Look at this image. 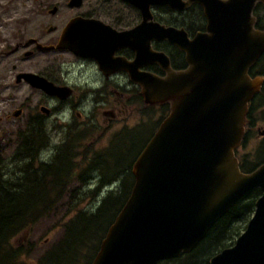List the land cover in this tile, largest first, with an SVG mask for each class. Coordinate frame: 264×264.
Segmentation results:
<instances>
[{"label": "water", "instance_id": "1", "mask_svg": "<svg viewBox=\"0 0 264 264\" xmlns=\"http://www.w3.org/2000/svg\"><path fill=\"white\" fill-rule=\"evenodd\" d=\"M125 1L140 7V37L133 39L132 28L116 38L135 50L138 65L155 62L164 74L124 68L139 85L143 103L168 105V112L132 160L130 192L89 264H156L189 253L253 188L260 195L244 229L207 264H264V162L242 172L234 154L244 133L247 102L261 84V77L251 78L247 71L264 50V29L254 27L253 13L264 0ZM191 2L202 7L206 19L205 31L191 39L183 29L152 21L151 4L182 8ZM75 20L90 21L71 19L57 46L71 48L68 28ZM152 38L184 52L186 67L172 68L164 52L150 49ZM40 79L49 94L63 91Z\"/></svg>", "mask_w": 264, "mask_h": 264}, {"label": "flooded vegetation", "instance_id": "2", "mask_svg": "<svg viewBox=\"0 0 264 264\" xmlns=\"http://www.w3.org/2000/svg\"><path fill=\"white\" fill-rule=\"evenodd\" d=\"M10 1L0 0V105L1 102L3 105L8 103L11 95H2L10 91L15 84L28 91L38 92L39 97L43 96L41 102V97H37L36 101H30L28 97L27 102L32 108H29V105L25 107L28 112L24 124L26 129L30 128L31 131L23 135L24 137L21 136V141L26 147L40 145L38 161L51 163L56 160L62 144L69 143L77 130L94 134L87 136L84 143L89 146L88 154L96 152L98 155L99 135L107 133L110 125L120 117L115 115L116 111L118 113L119 109L125 106L130 93H136L143 103L139 85L130 80L124 67H136L139 72L164 74L155 62L138 65L137 60L135 61V50L116 38L118 32L133 28V39L137 41L140 37V28L137 26L142 21L140 7L125 0H80L79 4L64 0L63 7H60L58 0H54L48 5L42 3L40 9L35 5L34 9L24 15L26 19L13 20ZM150 13L152 21L183 29L189 39L196 33L205 31L206 19L203 9L195 2L182 8L151 4ZM53 16L55 18H49ZM75 17L87 18L90 21H71L68 28L71 48L57 46L67 24ZM254 27L263 30L264 22L261 28L257 22ZM76 39H85V42L75 45L72 41ZM150 49L164 52L172 68L186 67L184 52L169 41L152 38ZM260 57L261 65L258 67ZM260 57L247 71L251 78L261 77V84L259 90L247 102L244 133L240 144L234 150L242 172H249L264 162V50ZM71 67L80 68L75 78L82 77L88 71L86 79L70 80ZM41 77L61 87L68 94L64 95L63 91L58 95L49 94L39 84H44ZM143 105L156 106L144 103ZM84 106L89 110L83 115L81 109ZM165 107L164 115L168 112V105ZM19 112L21 110L17 114ZM15 113L13 111L12 114ZM59 131H62L64 136L51 142L50 136ZM251 137L259 139V145L249 153L241 152ZM47 144L52 145V151L50 150V155L41 158L39 152ZM99 172L100 168L94 166L83 179L74 181L92 190L96 200L101 196L100 199L106 197L110 192H117L118 189L128 196L133 178L129 181L130 186L126 192L122 188L121 180H101ZM94 174L97 178L95 180L92 177Z\"/></svg>", "mask_w": 264, "mask_h": 264}, {"label": "trees", "instance_id": "3", "mask_svg": "<svg viewBox=\"0 0 264 264\" xmlns=\"http://www.w3.org/2000/svg\"><path fill=\"white\" fill-rule=\"evenodd\" d=\"M260 9H263L261 4H257L254 8L259 28L263 25ZM260 65L261 57L258 59V67ZM129 98L135 100L140 114L144 116L146 111L153 107L143 105L136 93H130ZM159 108L164 111L166 109L165 105H160ZM151 115L152 113L149 111L147 120ZM163 115L159 118L158 123ZM158 123L154 126H157ZM143 124L145 123L137 124V127L132 130H136ZM78 133L83 137L86 131ZM118 135L120 133L115 136L116 138L111 141L108 148L98 150V155L96 152L88 154V146L84 147L82 152L76 153L75 147L68 141L69 143L62 144L56 160H52L51 163L37 160L35 165L31 160L37 158L40 145L26 147L22 141L19 142V154L23 148L28 153L23 156L24 164L7 177H2L0 174V264H15L19 257V249L11 246V237L29 228L36 220L52 210L64 193L66 194L69 190L68 185L75 179L84 178L88 173V167L90 169L94 166L99 167L98 176L101 180H121L122 188L127 192L130 186L129 181H132L133 178L130 164L148 138L131 159H126L121 153L120 146H116L118 150L115 152L109 149L121 137H117ZM75 154L76 157L73 159ZM259 194L260 190L253 188L237 199L208 229L205 236L189 253L181 254L175 258L162 259L156 264H176L177 262L178 264H207L210 256L222 248L230 246L234 238L244 229L253 210L254 201ZM126 196L118 189L117 192H110L106 197L100 199L94 209L90 207L76 210L73 218L64 224L60 241L47 253L43 263L73 264L75 256L82 254V251H86L83 257H87L88 254L89 258L91 255L93 256L108 225L114 219ZM243 217H245V223L240 226L238 221ZM66 255L70 256L66 259ZM87 261L80 264H87Z\"/></svg>", "mask_w": 264, "mask_h": 264}, {"label": "rangeland", "instance_id": "4", "mask_svg": "<svg viewBox=\"0 0 264 264\" xmlns=\"http://www.w3.org/2000/svg\"><path fill=\"white\" fill-rule=\"evenodd\" d=\"M53 1L54 0H11V8L13 12L12 19H26L24 15L29 13L30 10L34 9L35 5H37L38 9H40L42 3L48 5L49 3H53ZM63 1L64 0H58L60 7H63ZM259 11L264 22V8L262 10L260 9ZM49 18L52 19L55 18V16ZM69 72L71 73L70 80L81 81L86 79L89 73L88 71H86L82 77L75 78V75L80 72V68L71 67ZM7 95H11L7 100L8 103L3 105L1 102L0 105V174L2 177L11 175L14 170L20 168L21 165L24 164L23 156L28 153H26L24 151L25 148H23V151L20 150L21 153L19 154L18 145L19 142H21V136L31 131L30 128L26 129L24 124L26 114L28 112V108L25 107L29 105V103L27 102L28 97L30 98V101H36V98L39 97V93L28 91L19 86V84H15L10 91L5 92L2 96ZM40 97L39 100L41 102L43 96L40 95ZM134 101L135 100H131L128 97L125 106L121 107L118 113L116 111L115 115H118L120 117L110 125L111 128L107 133H105L104 135H99V140L97 142V146L99 148H97V150L108 148L111 141L116 138L115 136L118 133H120V135H118L117 137H121L116 140L118 142L116 143L115 141L109 149L115 152L118 150L116 146H120L123 156L126 159H131L133 155L137 153V150L140 148V146H142L143 142L147 138H149L150 133L153 132L156 128L154 124L156 125L158 123L159 118L165 113V111L159 108L160 105H156L155 107H152L151 109L146 111V115L144 116L140 114L139 108ZM46 103L48 104L49 101L47 100ZM28 107L32 108L31 105H29ZM20 110L21 112H19L18 114L15 113V116L12 114L13 111L18 112ZM88 110L89 108L84 106L81 109V113L84 115V113L86 114ZM149 111H151L152 115L150 119L147 120ZM139 123L145 124L138 127L136 130H132L137 127L136 125ZM77 131L71 136L72 138L70 139L72 141L70 140V143H72L73 147H75L76 153H80L84 150V147L88 146L84 142L87 141L85 140L86 137L90 136L91 134L86 132L82 137ZM128 132L129 134H127ZM30 134L31 133H28V135ZM61 136H64V133L62 131H59V133L57 132L53 136H50L49 140L51 142H54L58 139V137ZM259 143V139L251 137L246 142V145L241 150V152L249 153L250 151L255 149L256 146L259 145ZM51 147L52 145H44L39 152L40 157L44 158L50 155L49 152L50 150L52 151ZM75 157L76 154L74 155L73 159H75ZM31 161L33 165L37 164V158ZM91 169L90 167H88L87 171ZM92 177L94 178V180L97 179L95 174L92 175ZM88 178L89 176L87 177V179ZM68 188L69 190L66 192V194L64 193L62 198L52 210L36 220L29 228H26L11 237V246L13 248L19 249V257H17V261L15 262V264H44V257H47V253H49L53 249V247L58 244L63 235L64 224L68 220L73 218L76 210H83L90 207H93L94 209L96 204H98L100 198L102 197L101 196L96 200L95 198H93V195L91 193L93 192L92 190L90 191L87 186L80 185L77 181L74 180L71 182V184L68 185ZM238 223L240 226H243V224L245 223V217L238 221ZM81 253L82 254H78L75 256L73 264H80L83 262L85 263L87 260V264H89L92 257L94 256L91 255L89 258L88 254L87 257H83V254L86 253V251H82ZM69 256L70 255H66V259ZM176 264H178V262Z\"/></svg>", "mask_w": 264, "mask_h": 264}]
</instances>
